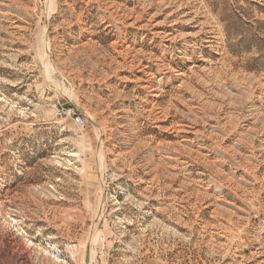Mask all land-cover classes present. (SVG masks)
Wrapping results in <instances>:
<instances>
[{
  "label": "rangeland",
  "instance_id": "1",
  "mask_svg": "<svg viewBox=\"0 0 264 264\" xmlns=\"http://www.w3.org/2000/svg\"><path fill=\"white\" fill-rule=\"evenodd\" d=\"M47 238L264 264V0H0V264Z\"/></svg>",
  "mask_w": 264,
  "mask_h": 264
},
{
  "label": "built area",
  "instance_id": "2",
  "mask_svg": "<svg viewBox=\"0 0 264 264\" xmlns=\"http://www.w3.org/2000/svg\"><path fill=\"white\" fill-rule=\"evenodd\" d=\"M60 112V111H59ZM63 113H66L70 116H72L79 124V126H84V117L81 114H76L73 108H68L66 110H63ZM41 248L43 249V252L48 255L50 258L57 262L61 263H68V264H74V262L77 260V251L76 249L72 248L69 252L64 254V248H62L57 243H54L51 239H43L40 241Z\"/></svg>",
  "mask_w": 264,
  "mask_h": 264
},
{
  "label": "water",
  "instance_id": "3",
  "mask_svg": "<svg viewBox=\"0 0 264 264\" xmlns=\"http://www.w3.org/2000/svg\"><path fill=\"white\" fill-rule=\"evenodd\" d=\"M85 260H86V262L89 261V259H88V253H86V255H85Z\"/></svg>",
  "mask_w": 264,
  "mask_h": 264
},
{
  "label": "bare ground",
  "instance_id": "4",
  "mask_svg": "<svg viewBox=\"0 0 264 264\" xmlns=\"http://www.w3.org/2000/svg\"><path fill=\"white\" fill-rule=\"evenodd\" d=\"M90 244V243H89ZM90 246V245H89ZM87 251H89V248H87ZM87 263V262H86Z\"/></svg>",
  "mask_w": 264,
  "mask_h": 264
}]
</instances>
